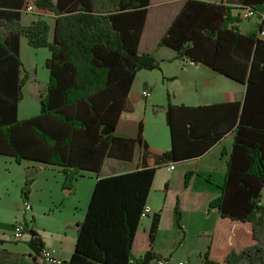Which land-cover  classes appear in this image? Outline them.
I'll return each mask as SVG.
<instances>
[{
  "label": "trees",
  "instance_id": "obj_1",
  "mask_svg": "<svg viewBox=\"0 0 264 264\" xmlns=\"http://www.w3.org/2000/svg\"><path fill=\"white\" fill-rule=\"evenodd\" d=\"M151 1L34 0L37 8L55 14L50 39L47 19L22 22L27 0H0V154L17 163L63 167L64 188L72 189L82 171L98 173L106 158L130 161L140 147V169L97 180L68 264L168 263L169 257L163 258L153 248L160 214L152 215L146 240L138 232L156 170L208 149L236 123L222 192L209 207L216 208L222 219L249 224L250 238L221 259L211 255L209 245L200 264H264V39L241 31V16L233 14L232 6L186 0L157 45L173 49L175 59L206 65L246 85L243 103L225 104L235 108L226 126L220 114L214 119L210 114L211 130L199 129L202 133L195 134L207 113L195 114L191 107L169 100V151H158L146 142L143 122L136 138L101 132L104 126L114 129L122 112L133 109L128 94L137 73L159 68L154 52H139ZM242 5L260 13L262 31L264 0H243ZM22 37L31 47L51 52L45 64L50 78L40 98V111L27 118L19 117L23 87L30 77L21 58ZM192 175V171L186 173L185 186ZM32 181L27 178L21 189L23 201L28 200ZM175 209L180 224L179 201ZM22 224L32 235L29 246L35 257L47 264L42 260V239L27 222Z\"/></svg>",
  "mask_w": 264,
  "mask_h": 264
},
{
  "label": "crops",
  "instance_id": "obj_2",
  "mask_svg": "<svg viewBox=\"0 0 264 264\" xmlns=\"http://www.w3.org/2000/svg\"><path fill=\"white\" fill-rule=\"evenodd\" d=\"M56 1V0H55ZM224 2L233 7V14H241L243 0H206ZM186 0H152L148 13L139 52H154L160 65L156 73L140 70L131 86L128 100L133 109L123 111L114 129L104 126L103 134L114 133L117 136L136 138L143 122V135L146 142L158 151L172 148L171 130L167 123L166 107L171 100L174 105L192 108L195 114L207 113L196 128L195 134L209 129L211 119L219 115L222 126H226L234 117L235 108L226 103H243L246 85L239 83L203 64H192L184 59H175L176 52L168 47H159L158 42ZM50 39L54 37L55 14L51 11ZM239 23L241 31L248 36L259 32L258 21L242 17ZM27 20L22 15L24 24ZM24 37L21 38V45ZM26 40V38H25ZM27 41V40H26ZM28 43V42H27ZM44 49L43 63L51 56L48 48ZM34 72L23 87L24 98L34 96L40 103L50 78V71L45 65L39 80L37 63H33ZM49 71V72H45ZM157 80L153 82V76ZM158 82L160 86L156 89ZM150 92L143 96V90ZM19 103V117L20 105ZM240 111H238V114ZM37 114V113H34ZM33 116V115H32ZM239 116V115H238ZM27 118V117H24ZM227 118V119H226ZM226 124V125H225ZM236 123L233 125L235 128ZM188 127V126H187ZM208 127V128H207ZM233 129L227 131L212 146L199 153L183 156V159L160 165L152 183L147 204L152 214L143 218L138 232L146 236L150 230L152 215L160 214V225L153 244L155 252L163 258L169 257L166 264H200L202 254L211 245V255L221 259L233 247L239 248L246 237L250 236L249 224L222 219L216 208L209 203L222 192L227 174V158L234 141ZM211 130V129H209ZM208 130V131H209ZM188 140L193 141L187 132ZM226 151L227 154H223ZM141 148L137 147L132 160L125 161L106 158L101 170L96 173L82 171L74 181L72 189L64 188L65 174L63 167L46 163L16 160L0 154V264H40L29 246L32 235L25 232L20 239L14 238L17 223L27 222L28 227L37 232L46 249L69 262L78 237L79 226L85 218L93 190L99 178L119 175L140 169ZM171 165L174 166L171 169ZM193 172L190 183L185 186V175ZM5 175V177H3ZM27 178H33L28 195L32 210L23 212L21 189ZM11 187L16 190V197L11 195ZM14 199H12V198ZM264 202V190H263ZM177 201L180 203L182 218L180 224L176 214ZM248 234V236H247ZM250 238V237H249ZM145 248L147 241L144 242ZM151 264H159L158 260Z\"/></svg>",
  "mask_w": 264,
  "mask_h": 264
},
{
  "label": "rangeland",
  "instance_id": "obj_3",
  "mask_svg": "<svg viewBox=\"0 0 264 264\" xmlns=\"http://www.w3.org/2000/svg\"><path fill=\"white\" fill-rule=\"evenodd\" d=\"M33 1L34 0H27L26 6L23 8L24 18L27 20L30 16L34 17V19H36L38 17H43L49 21L51 19V13L48 10L39 9V8L38 9H32V10L28 9V6L33 5ZM258 14H260V13H258ZM241 15L246 20H250L251 18L256 19L258 21V26L262 21V19L261 20L259 19L260 18L259 15H253L251 17L243 16V8H242L240 16ZM51 29H52V27H51ZM262 31H264V28ZM262 31L259 30V32L256 36H259L260 38L264 39V37L261 36ZM44 51H45L44 49L31 47L27 43L25 38L23 39V44L21 45V58H22V61L24 64V69L29 72L30 69L34 68L33 63H37L38 73H39V77H40L39 80L41 79V76L44 73V69L46 68L45 64L43 63L44 58H45ZM28 68H29V70H28ZM154 70H149V72L150 73L154 72V74H155L156 71H154ZM30 71L34 72V70H30ZM45 72H49V71H45ZM22 73H24V71ZM156 80H157V77L154 75L153 76V82ZM159 86H160V82H158L156 89H158ZM144 97H146V96H144ZM39 111H40V103L38 102V99H35L34 96L32 97V96L27 95L25 100L22 101V103L20 105V115L23 116V118L24 117H31L32 115H36L34 113L38 114ZM3 177H5V175H3ZM0 180L2 181L3 179L0 178ZM13 188L14 187H11V195H12V197L15 198L17 193H16V190ZM14 198H12V199H14ZM262 203H264L263 200H262ZM24 233H25V231H24ZM247 236H248V234H247ZM249 237H247V238H249Z\"/></svg>",
  "mask_w": 264,
  "mask_h": 264
},
{
  "label": "built area",
  "instance_id": "obj_4",
  "mask_svg": "<svg viewBox=\"0 0 264 264\" xmlns=\"http://www.w3.org/2000/svg\"><path fill=\"white\" fill-rule=\"evenodd\" d=\"M28 9L32 10V9H38V8L34 5V2H33V5L28 6ZM253 15H259V14L253 9L246 8V7L243 8V16L251 17ZM259 17H260L259 19L261 20L262 17L260 15ZM261 36L264 37V31L261 32ZM191 63L194 64L193 62ZM143 95L147 97L150 95V92L147 89H145L143 91ZM170 168L173 169L174 166L171 165ZM22 207H23V212L25 214H28L32 210V205L28 200L23 201ZM150 214H152V209L150 206L146 205L142 212V219L149 217ZM23 234H24V227H23V224L19 222L15 226L14 238L20 239L23 236ZM42 260L45 261L47 264H68V262L63 260L61 257L54 255L53 251L46 249V248L42 252ZM159 264H166V263L164 261H159Z\"/></svg>",
  "mask_w": 264,
  "mask_h": 264
}]
</instances>
